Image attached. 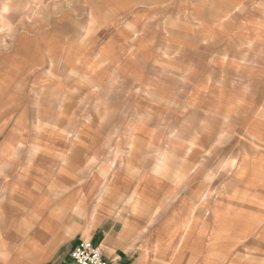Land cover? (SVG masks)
<instances>
[{"label": "crops", "instance_id": "0c3cea01", "mask_svg": "<svg viewBox=\"0 0 264 264\" xmlns=\"http://www.w3.org/2000/svg\"><path fill=\"white\" fill-rule=\"evenodd\" d=\"M95 3L90 34H43L0 59V264H64L80 240L110 264H264V195L245 233L242 212L198 210L243 89L247 156L261 155L247 175L264 183V0ZM246 4L243 18L219 8ZM160 40L179 50L155 51Z\"/></svg>", "mask_w": 264, "mask_h": 264}, {"label": "rangeland", "instance_id": "374dc122", "mask_svg": "<svg viewBox=\"0 0 264 264\" xmlns=\"http://www.w3.org/2000/svg\"><path fill=\"white\" fill-rule=\"evenodd\" d=\"M219 8L221 11L224 9L225 14L236 12L238 18L247 16V4L243 8L236 6L234 11L231 12L221 5ZM104 10L98 3L94 4V0H0V59L3 60L4 57L11 55L18 56V53L23 50H36L38 47L37 36L41 37L43 34L45 36L54 34L59 36L60 39L76 33V30L80 32L86 30L87 34H90V32L97 29L98 20L95 21V16L101 15L100 13ZM84 17L91 20V25L89 24L87 29L82 24ZM163 26L160 28L161 33L174 34L179 28L165 26L167 30L163 31ZM160 30L157 29V32L160 33ZM146 32L147 29L143 34H146ZM153 33H147V35ZM47 38L44 37V48L48 44L46 43ZM62 46H65V49H71L70 47L67 48L66 44H57L58 49H62ZM151 48L153 53L155 44ZM156 50L170 52L179 49L165 46V41L160 40L159 42L156 41ZM256 54L258 53L256 52ZM255 58L259 59V57ZM158 61L163 62L164 60L154 59L152 67L161 66ZM180 61H176L177 65ZM236 61L241 62L242 60ZM2 74L3 71L0 70V79L3 78ZM16 74H18V71H16ZM15 78L17 81L18 76H15ZM15 78H13V82H15ZM220 78L222 79L223 75H220ZM241 83H244V85H241ZM234 84L247 88V76H241ZM236 93L239 98L246 102L240 111L243 113V117L238 115L232 117L231 123H225L226 120L220 119L221 153L218 156L217 164L212 162L213 160L211 161V156L207 159L209 161L204 163L203 203L198 210H202L208 220H210L212 210L242 212L241 217L235 219L234 225L237 233H245L247 232V211L258 210L256 202L260 196L264 195V183L252 182L249 175H247V158L260 157L261 155L247 156V151L250 150L247 146V89L239 90ZM210 120L211 118H207L202 123V126L208 129L204 130L203 133H210L209 131L213 127ZM228 125L231 127L229 131H227ZM228 141L232 143L229 145L227 144ZM228 146L233 147L235 153H223L222 151H225ZM251 150L259 152V149ZM242 170H245V173L241 175ZM262 181L264 182L263 179ZM215 203H217L216 207L212 208ZM238 242V244H242V247L237 251V256L242 253L241 250L247 248L243 244L244 240Z\"/></svg>", "mask_w": 264, "mask_h": 264}, {"label": "built area", "instance_id": "2783aa9c", "mask_svg": "<svg viewBox=\"0 0 264 264\" xmlns=\"http://www.w3.org/2000/svg\"><path fill=\"white\" fill-rule=\"evenodd\" d=\"M64 264H110L91 240H80Z\"/></svg>", "mask_w": 264, "mask_h": 264}]
</instances>
